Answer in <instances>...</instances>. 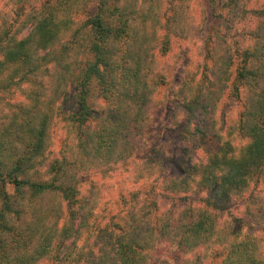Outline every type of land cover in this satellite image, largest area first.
<instances>
[{
	"label": "trees",
	"instance_id": "trees-1",
	"mask_svg": "<svg viewBox=\"0 0 264 264\" xmlns=\"http://www.w3.org/2000/svg\"><path fill=\"white\" fill-rule=\"evenodd\" d=\"M139 1L0 0V15L7 19L5 11L10 7L9 15L19 25L14 30L8 20L0 22V100L13 87L23 88L26 95V100L18 98L6 108L0 104V264L59 263L61 252L82 239L99 200L95 188L89 194L84 190L86 177L99 168L137 162L148 148L153 151L147 142L151 108L163 80L155 67L158 57L170 52L171 42L161 32L167 25L160 24L153 0H142L138 8ZM245 2L220 0L216 9L223 15L234 8L240 18L246 12ZM263 32L264 25L259 33ZM217 34L206 41L207 68H217L223 76L222 67L228 68L237 51L229 41L216 43ZM242 55L234 90L238 94L246 88L251 93L239 122L250 143L236 152L231 143L221 142L205 153V162L178 159L182 177L164 180L177 193L187 194L197 184L201 193L206 192L199 201L202 208L197 214L192 211L186 221L180 220L185 210L178 217L168 213L171 220L163 218L158 224L138 222L134 210L128 214L126 229L118 234L115 228L104 229L94 236L82 264H148L151 251L152 261L155 257L157 264H169L163 257L169 251H162L168 245L177 257L172 260L177 264L183 257L185 263L189 251L207 244L223 249L220 264H264V253L240 237L239 224L233 228L222 217L236 203L241 205L236 213L248 215L261 196L255 191L240 201L250 181L264 171L261 35L255 47ZM191 100L185 106L188 118L181 133L187 131L196 147L203 149L206 140L214 141L215 125L203 126L196 105L201 103L203 110L209 97L198 93ZM97 101L104 103L102 110L96 108ZM54 120H60L67 131L57 155L52 147ZM149 160L158 163L162 158ZM146 217L152 218L153 211Z\"/></svg>",
	"mask_w": 264,
	"mask_h": 264
},
{
	"label": "rangeland",
	"instance_id": "rangeland-1",
	"mask_svg": "<svg viewBox=\"0 0 264 264\" xmlns=\"http://www.w3.org/2000/svg\"><path fill=\"white\" fill-rule=\"evenodd\" d=\"M141 1L137 2L138 8L142 5ZM219 1L209 4L207 0H153V8L155 14L159 16L160 24L167 25V30L161 32H166L165 35H168L171 42L170 52L164 57H158L155 67V73L162 76L163 80L156 88L151 108L153 119L147 142L153 151L148 148L149 151L140 156L137 162L134 160V163L129 161L120 166L99 168L91 172L90 177H86L87 184L84 185V190L88 189L87 194H89L90 190L95 188L99 192V200L95 202V210L89 216L82 239L78 241L76 247L61 252L60 262L57 264H82L85 248L94 241V236L104 229L110 232L115 228L116 234L126 229L130 221L128 214L134 210L137 212L138 222L158 224V220L160 223L163 218L171 220L167 216L168 213L172 217H178L177 214L181 210H185V213L180 220H189L188 215L192 211L197 214L198 209L202 208L199 201L206 192L201 193L197 184L189 189L187 194L183 191L177 193L175 189L168 188L169 182L164 180L170 181L172 178L182 177L177 160L182 159L188 163L190 160L202 158L205 162V153L209 149H215L221 142L231 143L236 152L250 143L251 139L248 135L241 132L239 122L246 104L252 98L251 93L246 88H241V92L237 94L234 86L235 88L238 86L235 78L237 67L243 60L242 52L254 48L260 35L264 42V32L259 33L260 27L264 25V16L261 15L264 10V0H246L244 5L246 12L240 18H236L239 14L238 11L234 12V8L225 10L222 15L221 9H216ZM9 10L10 7L5 11L7 19L4 15H0V22L4 23V20H8L16 26L15 30L19 25L15 24L14 15H9ZM90 12H93V8ZM161 32L160 35L163 34ZM216 32H218L215 36L216 43L223 44L229 41L231 47L233 46L237 51L236 56L227 62L228 68L222 67L226 71V75L223 76L218 73L217 68L214 70L211 67L207 68L206 41ZM219 37H226V40ZM221 54L224 57V53ZM223 60L227 59L223 58ZM207 81L213 85H204ZM13 88L11 94L3 95L4 100H0L3 108H6L9 102L14 103L18 98L26 100L23 88ZM201 89L202 91L198 92ZM209 89L210 93H208ZM198 93L199 97L204 95L209 97V100L206 102L207 107L203 109L205 111L200 109L201 103L198 104L199 109L196 105L197 119L198 116L203 118V126L212 123L215 125L211 129L215 132L214 141L210 143L206 140L203 149L196 147L194 139L187 134V131L181 133V125L188 118V110L185 106L189 105L191 99L198 98ZM96 104L99 110L105 107L101 101H97ZM51 128L52 147L56 149L54 153L57 155L59 142L61 139L66 140L67 131L60 120H54ZM188 130L192 131V127ZM171 156L174 159L169 161ZM156 157L162 158V161L155 163L149 160ZM249 184V191L242 195L240 201L243 198L245 201L251 192L256 191L261 195L258 202H255L256 206L249 208L250 215L236 213L241 207L236 203L232 204L222 217L226 221L224 223L231 224L233 228H237L236 223H238L242 230L240 233L242 240L249 245L254 244L264 253V171L256 175ZM137 193L139 196L135 198L134 195ZM149 211H153V217L148 219L146 214ZM235 218L240 220L237 222ZM169 248L168 245L162 250L169 251L163 257L170 260L169 264H176L174 260L177 257ZM222 251L223 249H217L212 244L201 245L189 251V262L184 263L183 257L180 256L181 262L177 264H220L223 256L219 253ZM152 253L153 251L150 252L148 264H157V258L151 260Z\"/></svg>",
	"mask_w": 264,
	"mask_h": 264
}]
</instances>
